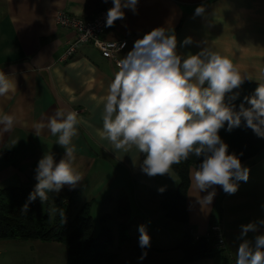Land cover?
<instances>
[{"label": "crops", "instance_id": "0c3cea01", "mask_svg": "<svg viewBox=\"0 0 264 264\" xmlns=\"http://www.w3.org/2000/svg\"><path fill=\"white\" fill-rule=\"evenodd\" d=\"M107 5L113 7L112 0H0V73L8 84L7 93L0 96V115H11L15 121L8 131L0 124V190L15 186L34 190L38 161L52 153L59 162L65 150L48 129L35 135L33 124L47 123L57 110L75 111L83 122L77 125L78 135L72 140L76 147L73 168L83 179L74 189L65 185L59 193L50 192V211L57 198L69 191L74 194L70 205L79 208L91 203L90 214L98 229L100 219L108 215L114 234L109 250L116 254L111 264H223L224 259L235 264L241 226L258 224V231L249 232L245 239L264 234V226L259 225L264 220V151L242 164L249 169V179L238 182L234 194L215 186L210 205L199 202L198 195L202 198L207 192L198 194L190 181L187 222L169 218L161 207L159 189L178 188L175 171L171 168L170 175L149 177L140 167L145 154L135 148L115 150L97 132L103 126L104 97L118 65L91 45H82L72 57H66L67 42L74 33L55 23L59 10L92 18ZM198 6H204L205 13L194 16ZM122 11L124 18L117 19L104 35L127 41L120 60L136 40L164 27L176 35L178 54H195L208 47L230 58L243 76L252 79L245 81L264 83V0H138L135 13L129 8ZM187 37L192 43L183 45ZM195 168L190 167L189 180ZM39 201L44 206L46 201ZM120 203L127 209L124 215ZM212 223L218 224L224 239L217 249L220 252L214 257L184 260L180 243L188 235H207ZM122 224L129 235L125 242L119 239ZM141 224L151 238L147 249L139 246ZM62 245L57 241H0V264H48L49 252L61 257L66 253V263L67 248ZM144 251L147 256L141 260Z\"/></svg>", "mask_w": 264, "mask_h": 264}, {"label": "clouds", "instance_id": "9594fccd", "mask_svg": "<svg viewBox=\"0 0 264 264\" xmlns=\"http://www.w3.org/2000/svg\"><path fill=\"white\" fill-rule=\"evenodd\" d=\"M112 3L106 19L109 27L124 18L123 8L135 13L138 0H112ZM204 13V6H198L194 16ZM191 43V37L183 41V45ZM118 67L104 97L103 126L97 129L102 140H107L118 151L135 148L145 154L140 167L149 177L169 174L174 164L187 160L190 155L203 157L190 173L191 185L198 194L207 192L206 196L197 197L202 205L212 203L215 186L234 194L238 182L249 179V169L242 166L237 154L229 153L219 132L225 124L230 132L243 121L245 127L264 138V83H258L236 110L231 102L240 94L234 90L239 89L245 79H252L243 76L230 58L208 47L195 54H178L176 35L169 34L164 27L153 29L136 40L133 49L118 62ZM7 91L5 75L0 73V96ZM14 122L11 115H0L5 131L10 130ZM82 122L75 111L57 110L48 117L47 123L33 124L35 135L41 136L43 130L48 129L51 135L57 136L56 143L64 148L65 154L59 162L52 153L38 161L37 183L22 212L27 213L28 203L37 197L44 203L50 192L59 193L65 185L74 189L83 179L73 168L76 147L72 143L73 137L78 135L77 125ZM159 191L163 192L164 188ZM60 215L64 216L63 211ZM259 225L264 226V220L259 221ZM241 229L242 242L237 248L235 264H264V234L256 235L254 240L244 238L249 232H257L258 224L242 225ZM138 231L139 246L149 248L151 238L146 226L141 224ZM146 256L147 251H144L140 259Z\"/></svg>", "mask_w": 264, "mask_h": 264}, {"label": "trees", "instance_id": "16d2710c", "mask_svg": "<svg viewBox=\"0 0 264 264\" xmlns=\"http://www.w3.org/2000/svg\"><path fill=\"white\" fill-rule=\"evenodd\" d=\"M207 86V85H205ZM258 83L244 81L239 89V97L232 101L236 110L245 96L251 95ZM247 107V105H245ZM221 139L228 145L229 153L239 156L241 162L251 159L264 151V138L258 137L250 128L244 126L232 131L227 130V124L219 132ZM203 157L194 154L187 160L174 164L172 169L179 178V186L175 190H164L159 193L160 204L166 215L178 222H187L186 195L190 184L189 169L197 167ZM33 190L30 186H15L0 190V241L5 240H41L57 241L67 248L65 264H111L116 254L109 250L114 241V234L108 224L109 216L100 219L99 229L96 231L90 214L91 203H84L75 212L69 208V201L73 193H62L54 204L53 215L48 201L41 205L38 197L28 203L27 213L21 208L28 202ZM120 212L126 214V207L120 203ZM63 211L64 216L60 215ZM121 242L129 239L126 224L120 226ZM214 238L209 235L198 239L188 235L180 243L184 260L193 261L201 258L214 257L220 251L214 247ZM223 264H228L223 260Z\"/></svg>", "mask_w": 264, "mask_h": 264}, {"label": "built area", "instance_id": "2783aa9c", "mask_svg": "<svg viewBox=\"0 0 264 264\" xmlns=\"http://www.w3.org/2000/svg\"><path fill=\"white\" fill-rule=\"evenodd\" d=\"M110 8L111 5L104 6L92 18L75 16L65 10H59L56 13V25L74 33V38L67 42L65 49L66 57H72L82 45H91L100 52L102 57L118 65L120 61L119 54L126 48L127 41L124 39H106L104 37L105 33L111 27L106 25L107 12ZM209 231L210 233L207 235L214 238V247L216 249L222 247L224 245V239L218 224L213 223ZM199 237L196 236L195 239Z\"/></svg>", "mask_w": 264, "mask_h": 264}, {"label": "rangeland", "instance_id": "374dc122", "mask_svg": "<svg viewBox=\"0 0 264 264\" xmlns=\"http://www.w3.org/2000/svg\"><path fill=\"white\" fill-rule=\"evenodd\" d=\"M261 154V153H260ZM259 154V155H260ZM258 157V155H256V156H254V157H252L251 159H249V160H246V161H243V162H241L242 164H244V163H247V162H249V161H253L254 159H256ZM69 208L71 209V211L72 212H75L77 209H79V208H77L76 206H74V204H69ZM53 212H54V207H52L51 208V213H52V215H53ZM213 224V223H212ZM212 224H210V227H211V225ZM94 226H95V228H96V231L98 230V223L97 222H95V224H94ZM113 229L115 230V231H117V228H116V226H114L113 225ZM210 230V229H209ZM208 233H210V231L208 232ZM195 238V237H194ZM62 246H64V245H62ZM63 248H65V246L63 247ZM66 250V249H65ZM65 260H66V253H64L63 254V257H61V254L59 253V254H57V253H55V252H49V263L48 264H65Z\"/></svg>", "mask_w": 264, "mask_h": 264}]
</instances>
